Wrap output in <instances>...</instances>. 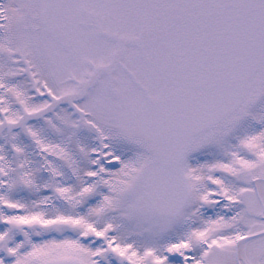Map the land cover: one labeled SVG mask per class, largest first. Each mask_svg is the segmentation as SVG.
Returning <instances> with one entry per match:
<instances>
[{"label":"snow or ice","instance_id":"1","mask_svg":"<svg viewBox=\"0 0 264 264\" xmlns=\"http://www.w3.org/2000/svg\"><path fill=\"white\" fill-rule=\"evenodd\" d=\"M0 264H264V0H0Z\"/></svg>","mask_w":264,"mask_h":264}]
</instances>
